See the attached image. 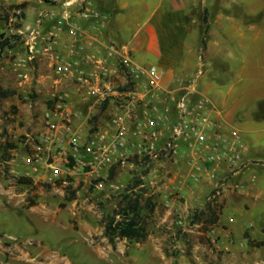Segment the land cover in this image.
<instances>
[{
	"label": "rangeland",
	"instance_id": "rangeland-1",
	"mask_svg": "<svg viewBox=\"0 0 264 264\" xmlns=\"http://www.w3.org/2000/svg\"><path fill=\"white\" fill-rule=\"evenodd\" d=\"M68 1L63 3L66 9L74 7L77 13L82 9L81 2L78 4L77 0H73V4L68 5ZM61 2L0 0V12L12 13L10 5L26 3L23 8L25 18L14 16L11 24L0 21V33L21 34L23 39L16 47L0 52V264L248 263L250 258L236 249H230L231 245L225 248L219 242L215 245L211 241L208 230L214 223V216L209 211H203L210 190L205 198L197 196L202 185L186 176L189 167L183 159L177 163L148 162L131 156L125 163L112 167L109 176H106L107 170L102 171L106 176L103 187L97 186L96 179L82 171L73 173L69 183L62 180L32 181L27 159L37 138L45 130L50 101L57 92L69 94L73 108L81 113L78 124L90 131L103 130L114 113L110 104L83 103L77 90L78 84L73 78L58 74L49 55L39 53L33 59L27 58L26 41L31 29H40L42 34H47L60 21L54 20L48 28H43L46 19L51 21L49 17L53 12L47 10L38 14L39 10L42 7L52 8ZM17 12L20 13V10ZM72 15L70 13L71 21ZM79 17L83 18L81 14ZM20 22L21 27H12ZM55 48L59 50L56 45ZM198 56L201 65L204 55L200 52ZM64 58L73 62L78 70L95 68L97 64V61L84 59L75 63L72 58ZM105 64L110 69L116 68L111 61ZM201 69L204 72L200 80H214L223 93L228 92L234 77L222 74L224 71L216 66H200ZM181 82H192L197 89L196 76L179 77L174 82L176 84L170 87H178ZM209 96L215 99L216 104H221L215 93ZM231 100V96L227 98V102L231 103ZM255 115L264 116V99L259 104L248 101L239 110L233 124L244 128L249 119L259 123ZM257 134H263V137L256 144ZM242 135L254 149L262 151L259 157L256 155L260 160L253 161L257 165L246 170L249 174L252 169L256 183L262 185L264 132L243 129ZM187 152L189 149L181 144L179 154L183 156ZM111 171H114L112 175ZM136 180H140L141 184L135 186ZM136 193L144 195L143 201L148 197L152 201L142 211L141 221L147 229L146 238L117 237L114 243L110 242L105 234L103 216L112 213L123 201L124 195L133 197ZM255 202L253 211L258 223L264 216V200ZM188 210L195 213L193 219L185 220L183 225L178 224V219L184 217ZM239 219L234 223L235 233L241 226ZM224 237L220 234L219 241ZM233 239L230 234L229 240Z\"/></svg>",
	"mask_w": 264,
	"mask_h": 264
},
{
	"label": "built area",
	"instance_id": "built-area-1",
	"mask_svg": "<svg viewBox=\"0 0 264 264\" xmlns=\"http://www.w3.org/2000/svg\"><path fill=\"white\" fill-rule=\"evenodd\" d=\"M80 2L82 9L78 14L85 18L92 15V0H77ZM67 4L72 5V0ZM70 13L65 11L62 19H69ZM63 27L60 20L47 34L31 29L26 41L27 58L33 59L39 53L49 55L56 72L73 78L78 84L83 103L110 104L114 113L103 130L90 131L78 124L81 113L73 108L69 94L57 92L50 101L45 130L27 159L32 181L69 183L73 173L82 171L96 179L97 186L103 187L112 167L125 163L131 156L148 162L177 163L183 159L189 167L186 176L190 180L197 184L211 183L203 211L212 209L219 218L224 209L228 179L251 163L243 157L245 146L241 132L218 121L211 100L197 92L194 83L165 87L162 68L153 63H135L130 54L111 61L116 64L114 69L108 68L107 60L102 59L96 60L95 68L75 69L74 63L55 48ZM83 29L86 30L72 23L68 31L78 41L85 34ZM225 131L231 137L230 143L225 141ZM181 144L189 149L183 156L179 154ZM104 170H107L106 176L102 173ZM229 188L237 191L240 186ZM194 215L188 210L178 219V224L183 225L187 219L191 221ZM222 233L229 239L230 232L218 220L209 226L213 244H219L218 236ZM250 264L264 263L258 260Z\"/></svg>",
	"mask_w": 264,
	"mask_h": 264
},
{
	"label": "crops",
	"instance_id": "crops-1",
	"mask_svg": "<svg viewBox=\"0 0 264 264\" xmlns=\"http://www.w3.org/2000/svg\"><path fill=\"white\" fill-rule=\"evenodd\" d=\"M65 1L52 8L42 7L38 12H53L51 21L46 19L43 28L57 19L64 23L55 43L64 57L77 62L84 59L113 62L119 56L130 54L135 63H153L162 68L166 87L176 84L179 77L196 76L197 92L211 100L215 117L229 127L237 128L233 121L248 101L259 104L264 99V0H92V15L84 19L70 7L72 21L62 19L68 10L63 5ZM72 23L86 27L78 41L68 31ZM200 52L204 55L201 65ZM200 66H216L224 71L222 74L234 77L228 92L223 93L214 80H200L204 72ZM210 93H215L223 106L216 104ZM230 96L231 103L227 102ZM255 117L259 123L249 119L244 128H237L241 134L243 129L264 132V116ZM224 137L227 143L231 142L226 131ZM242 137L243 157L251 163L227 181V186L237 184L240 188L233 191L228 187L224 193V209L218 223L234 239L230 243L222 233L224 238L219 243L244 253L250 258L246 264L253 260L264 263V216L257 223L253 211L255 201L264 200V183H256L252 169L246 173L257 165L253 161L260 160L256 155L259 157L262 151L254 149ZM261 137L263 134L256 135V144ZM200 185L197 196L205 198L211 183ZM236 219L241 223L237 233Z\"/></svg>",
	"mask_w": 264,
	"mask_h": 264
},
{
	"label": "trees",
	"instance_id": "trees-1",
	"mask_svg": "<svg viewBox=\"0 0 264 264\" xmlns=\"http://www.w3.org/2000/svg\"><path fill=\"white\" fill-rule=\"evenodd\" d=\"M26 6V3L13 4L10 5V12H0V21L4 20L5 22L11 24L12 18L23 19L25 18V13L23 8ZM20 10V13L17 11ZM22 23H16L12 27H21ZM21 34H11L6 35L0 33V52H3L5 49H12L17 46L18 43L22 42ZM9 160V158H5ZM114 171H111V175ZM25 178V177H23ZM141 184L140 180H136L135 186ZM143 194L136 193L133 197L129 195H124V199L119 203L118 207L112 212L107 213L103 216L105 223V234L109 238V241L114 243L117 237L143 240L147 236V229L142 223L143 219V209L145 205L152 204L151 199L148 197L143 201ZM145 202V203H144ZM209 212L214 216L213 222L218 220V216L215 212L210 209ZM262 244V243H261Z\"/></svg>",
	"mask_w": 264,
	"mask_h": 264
}]
</instances>
